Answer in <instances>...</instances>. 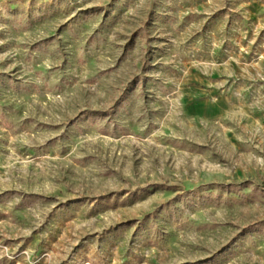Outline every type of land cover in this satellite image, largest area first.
Returning <instances> with one entry per match:
<instances>
[{
  "label": "rangeland",
  "instance_id": "rangeland-1",
  "mask_svg": "<svg viewBox=\"0 0 264 264\" xmlns=\"http://www.w3.org/2000/svg\"><path fill=\"white\" fill-rule=\"evenodd\" d=\"M0 264H264V0H0Z\"/></svg>",
  "mask_w": 264,
  "mask_h": 264
}]
</instances>
